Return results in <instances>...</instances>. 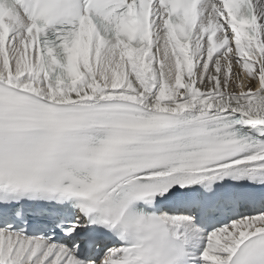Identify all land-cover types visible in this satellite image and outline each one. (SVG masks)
<instances>
[{
	"label": "snow or ice",
	"instance_id": "1",
	"mask_svg": "<svg viewBox=\"0 0 264 264\" xmlns=\"http://www.w3.org/2000/svg\"><path fill=\"white\" fill-rule=\"evenodd\" d=\"M0 264H264V0H0Z\"/></svg>",
	"mask_w": 264,
	"mask_h": 264
}]
</instances>
